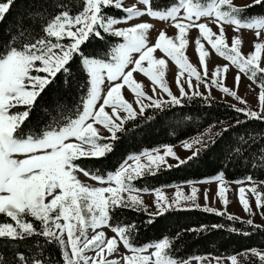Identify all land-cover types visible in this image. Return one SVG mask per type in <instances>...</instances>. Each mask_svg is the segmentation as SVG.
Returning a JSON list of instances; mask_svg holds the SVG:
<instances>
[{"label":"snow or ice","instance_id":"obj_1","mask_svg":"<svg viewBox=\"0 0 264 264\" xmlns=\"http://www.w3.org/2000/svg\"><path fill=\"white\" fill-rule=\"evenodd\" d=\"M15 2L16 0H0V24ZM48 2L49 0H32L29 12L39 5L41 11H37L35 16L43 19L42 11H46ZM137 2L145 6L144 10L135 4L125 7L124 0H80L75 14L63 4L54 5L60 10L43 19L42 35L39 37H34L27 31L21 19L16 22V32L0 39V217L4 218L0 220V240L14 242L42 236L47 243H54L59 247L63 264H189L187 260L177 259L170 254L171 241L167 237L135 246L132 242V229L110 221L116 210H146L140 193H148L150 190L137 189L133 184L134 180L146 174L155 175L162 166L179 168L198 163L202 149L209 146V140L205 136L213 135L211 129L191 141L183 142V148L191 152L183 158L171 146L166 145L162 154L159 149H153L151 152L129 156L128 160L132 163L125 162L106 175L99 170L87 169L82 161L99 160L113 152L115 145L112 142L118 140L116 134L125 130L126 121L143 115L145 109L162 110L166 106L179 105L180 97L187 94L184 83L188 88L195 87L193 77L197 84L217 87L241 104L246 103L236 91L224 86L219 79L221 73L229 71L227 64L217 66L211 72L210 85L205 83L208 77L206 58L210 53L202 41H206L216 54L238 69L234 77L236 87H239L240 74L243 73L260 89L257 97L260 111L233 105L234 110L244 113L248 119H264V39H261L264 37V13L243 16V13L252 8H264V0H252L242 7L236 6L233 0H174L162 9H154L152 0ZM109 8L120 10L125 15L116 18L106 11ZM145 15L161 21H172L177 34L173 38L160 30L155 43L150 44L148 33L153 25L148 22L114 28L121 21L126 23ZM202 18H207L208 22H199ZM210 24H215L219 32H213ZM224 25L233 26L235 33H239L241 29L253 30L256 37L253 41L254 50L245 55L242 52L243 40L239 35L231 38L229 46ZM98 28L103 33L122 37L124 42L111 48L110 59L107 61L86 55L82 57L80 63L87 74V81L80 87L86 88V92L74 112L70 111V114L65 115L61 111L43 127L29 126L38 99L54 83L58 73L68 72L69 62L73 60L74 54L82 53L81 45L92 36L103 38ZM193 28L198 29L195 50L199 64L204 69L203 74L189 62L184 51L189 43V30ZM65 39L70 42L62 43ZM157 50L178 69L174 79L179 87L180 97L173 95L168 86L165 78L168 64L165 58L154 55ZM133 54L138 55L134 57ZM134 73L141 74L150 81L152 95L145 91L142 82L134 78ZM185 73L187 78L182 80ZM106 83L105 92L103 86ZM125 88L135 97L134 103L138 105L139 111L125 97ZM157 89L166 93L170 99L159 98ZM193 95L201 93L195 91ZM154 96L157 98H153ZM95 125H101L111 136L104 137ZM102 140L112 142L101 143ZM142 157L147 163L141 162ZM168 157L175 163L169 164L166 159ZM80 173L98 182L100 186L82 182L78 178ZM213 179L219 182L216 195L227 206L228 189L225 187L223 173ZM247 179L252 180L251 177ZM246 191L254 196L256 207L264 213V193L254 184L247 190L244 187L238 189L239 203L243 210L248 213L252 211ZM151 192L155 196L156 211L149 213L148 224H152L156 216L163 215L170 209L201 208L195 203L198 192L196 187H191L190 195H185L177 187L171 201L160 189H153ZM207 199L208 194L205 192V200ZM189 201L192 203H184ZM201 210L226 215L225 212L207 206ZM227 219L232 221L239 218L227 215ZM36 222H39V228L36 227ZM244 223L253 225L252 220ZM103 228H109L114 235L108 237L100 230ZM89 229L92 230L91 234ZM121 245L126 250L123 253L120 252ZM149 249H152L150 253ZM89 252L94 255H89ZM114 254H119L120 258L110 259ZM252 255L258 256L261 264H264V253L252 250ZM17 256L20 264H46L39 258L29 259L22 253H17ZM195 259L201 261L203 258ZM214 259L216 264H221L219 257ZM228 259L230 264H239L236 255ZM0 264H6L2 256Z\"/></svg>","mask_w":264,"mask_h":264},{"label":"trees","instance_id":"obj_2","mask_svg":"<svg viewBox=\"0 0 264 264\" xmlns=\"http://www.w3.org/2000/svg\"><path fill=\"white\" fill-rule=\"evenodd\" d=\"M173 2L174 0H152V6L154 9H162ZM59 4L75 14L80 0H49L46 11H42L43 19L59 11L60 8L54 6ZM31 5L32 0H16L10 13L0 24V39L16 32V22L21 19L26 30L34 37L42 35L43 19L35 16L41 10L37 5L30 13ZM106 11L116 18L125 15L112 8ZM262 13L264 8L255 7L243 13V16ZM98 30L103 38L92 36L81 45L82 53L74 54L73 60L69 62L68 72L58 73L54 83L38 99L29 126L43 127L61 111L65 115L70 114V111L74 112L86 92V88L80 87L87 81V74L80 63L82 57L86 55L109 60L111 48L122 41L121 37L103 33L99 28ZM68 42V39L62 41ZM180 99L179 105L166 106L162 110L147 108L135 120L126 121L125 130L116 134L118 140L111 141L115 145L114 151L99 160H83V166L106 175L118 169L130 155L166 145H177L211 129L213 135L205 136L209 140V146L202 149L198 163L179 168H160L155 175L146 174L134 180L135 187L147 188L151 192L153 189L161 190L189 182L210 180L220 173H223L226 182H243L251 177L252 182L261 186L264 183V119H248L244 113L236 112L232 103L214 97L187 95ZM202 208L170 209L163 215L156 216L152 224L147 223L149 212L146 210L125 208L116 210L110 223L131 228L135 246L167 237L171 241L170 254L177 259L188 261L201 257L204 262L205 256L223 259L236 255L239 264H261L259 257L252 255V250H264V226L248 225L241 219L230 221L227 219L230 214L225 211L220 212H225L226 215H216L214 212H204ZM2 219L4 218L0 217ZM213 225L223 227L213 228ZM36 227L39 228V222H36ZM17 253H22L29 259L39 258L46 264H63L59 247L54 243H47L42 236L14 242L0 240V256L6 264H20Z\"/></svg>","mask_w":264,"mask_h":264},{"label":"rangeland","instance_id":"obj_3","mask_svg":"<svg viewBox=\"0 0 264 264\" xmlns=\"http://www.w3.org/2000/svg\"><path fill=\"white\" fill-rule=\"evenodd\" d=\"M251 2H252V0H233V3L236 6H240V7H242L246 4H250ZM133 4H135L141 10H144V8H145V6L142 4H139L137 2V0H124V6L125 7L132 6ZM181 15H182V13H181ZM140 22H148V23L153 25L152 29H150L149 33H148L150 44L155 43V40L158 36V32L160 30H164L169 37H173V38L177 34V29H175L172 26V24H173L172 21H170V20L169 21H161L158 19L150 18L146 15L143 17L133 18L131 21H127L126 23L124 21H121V23L114 25V28H116V27H119V28L128 27V26L135 25L136 23H140ZM199 22L207 23L208 20H207V18H202L201 21H199ZM210 27L212 28L213 32H217V33L219 32V29L217 28V26L215 24H210ZM224 28H225V32H226V41L229 44V46L231 44V38L234 35H239V36H241V38L243 40L242 52L245 55H247L248 53H250L251 51L254 50L253 49V41L256 40V37H255L253 30L241 29L239 33H235L233 31V26H231V25H224ZM197 36H198V29L193 28V29L189 30V34L187 37L189 43H188V45L184 51H185V55L187 56L189 62L194 67H196L197 70L201 72V74H203L204 69L201 68V66L199 64L198 54L196 53V50H195V48H196L195 39L197 38ZM261 39H264V37H261ZM123 42L124 41L122 38V41L118 44H121ZM202 42L205 45V49L207 51H209V53H210V56L206 58L208 77H206L205 83L210 85L211 72L214 71L217 66L223 67L224 65L227 64L229 66V71L227 73H221L219 79H221L223 81L224 86L230 88L233 91H236L238 96L242 100L246 101V103L241 104L239 100L225 94L224 92H222L217 87H214V86L205 87L204 84H197L194 77L192 78L193 84L195 85L194 88H188L186 83H184V85H183L185 88V92L187 93L185 96L193 95V93L195 91H199L201 93V95L205 96V97L218 98L220 100L230 102L233 105L244 108L246 110L260 111L259 102L257 99L260 89H259V87H257V84L252 83V81H250L246 75L241 73L240 74L241 75V82L239 84V87H236L235 82H234V77L236 76L238 69H236L234 66H232L229 61H226L225 59L220 57L218 54H216L215 51L211 49V46L208 45L206 41H202ZM133 55H134V57H136L138 54H133ZM154 55L157 58L163 57L166 59L167 64H168V70L166 72V77H165L166 81H167L168 86H169L170 90L172 91L173 95L180 97L179 87L177 86L175 79H174V76H175L176 72L178 71L175 64L169 58L164 57V54L161 53L159 50H157L154 53ZM89 58H94V57H89ZM95 59H98V58H95ZM145 66H146V62H145ZM133 75H134V78L136 80L142 82L145 85V91H147L149 95H152V92L150 90L151 89L150 81H148L147 78L143 77L141 74L134 73ZM186 78H187V73H185L184 77H182L181 79L184 80ZM103 88H104V91L106 92L107 83L103 86ZM157 93L159 95V98H162L164 100L170 99L166 93L160 92L159 89H157ZM124 95L129 100V102H133V106L137 109V111H139L138 105H135V103H134L135 97L126 88L124 89ZM153 98H157V97L154 96ZM145 103H147V101H145ZM106 110L110 111V109H106ZM95 127L99 128L101 130V133L104 137L111 136V133H109L106 129H103V127L101 125H95ZM198 136L184 140L177 145H167V146H171L173 148V150L181 158H183V157H186V156L191 154V152L189 150H185L183 148V142L191 141L193 138H196ZM104 141H106V142H104ZM104 141L102 143H107V141H109V140H104ZM196 147H199V145H197ZM163 148L164 147L159 149L161 154L163 152ZM148 151L151 152L152 150H148ZM143 152H145V151H143ZM143 152H141L139 154H135V155H140ZM166 159L168 160L169 164L175 163V161H173V159L171 157H168ZM125 162L132 163V161H129L128 159ZM141 162L147 163L146 159L143 157H142ZM161 168H167V167L162 166ZM78 178L86 184H89L92 186H100L98 184V182L84 177V175L82 173L78 174ZM253 184L258 188V190L260 192L264 193V183H262L261 186H258L256 183L249 181V180H246V181H243L240 183L226 182L225 181V187L228 189V191L226 193L227 200H228L227 206H225L219 200L218 196L216 195L217 190H218V186H219V182L214 180V179L204 180V181L194 182V183H189V184H182V185H178V186H172V187L161 189V191L168 198V200L171 201L175 196V192H176L177 187H179L185 195H190L191 194V187H196L198 189V192H197V197H196L195 203L199 204L201 207L207 206V207L213 208L217 211H225L226 213L233 215L235 217H238L241 220H244V221L252 220L253 224L264 226V216L261 213V209H258L256 207L255 198H254V196H252V194L250 192L246 191V196L248 197V199L250 201V205L252 208L251 213L245 212L243 210L242 205L239 203L238 189L241 187H244L247 190V188L251 187ZM104 186H107V185H104ZM205 192H207V194H208L207 201L205 200ZM124 195L126 196L127 194L125 193ZM140 195L144 201V205L146 206V211L149 213H154L156 211V206L154 204V200H155L154 194H152V192H148V193L141 192ZM184 203L191 204L192 202L189 201V202H184ZM100 230H103L108 237H111L114 235L110 231L109 228H103ZM88 232H89V234H91L92 230L89 229ZM125 251L126 250L123 249V247L121 245L120 246V252L123 253ZM151 251H152V249L148 250L149 253ZM259 252L264 253V250L259 251ZM88 254L94 255V253H92V252H89ZM145 254H148V253H145ZM109 258L110 259H119L120 257H119V254H114L113 256H111ZM220 260H221V264H230V260L228 258H223ZM188 262H189V264H216V261H215L214 257H212V256H205L204 262L202 260L197 261L195 258L188 260Z\"/></svg>","mask_w":264,"mask_h":264}]
</instances>
